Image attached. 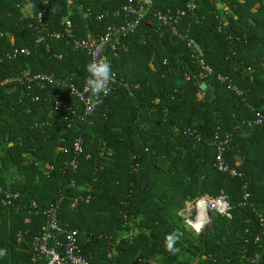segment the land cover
Returning a JSON list of instances; mask_svg holds the SVG:
<instances>
[{
    "label": "trees",
    "instance_id": "trees-1",
    "mask_svg": "<svg viewBox=\"0 0 264 264\" xmlns=\"http://www.w3.org/2000/svg\"><path fill=\"white\" fill-rule=\"evenodd\" d=\"M124 2L74 0L70 8L67 0H0V186L21 195L10 206L0 196V264H42L32 260L30 242L60 196V229L76 232L92 264H250L255 251L264 264V122L250 123L264 112V0H199L203 17L188 13L177 24L212 75L186 39L143 18L109 53L123 84L100 97L87 121L74 98L72 109L51 112L62 88L2 84L45 72L82 88L88 56L73 41L120 23ZM185 3L155 0V8ZM23 46L29 53H14ZM216 134L230 137L222 159L236 175L214 165ZM222 193L232 218L212 214L200 233L184 223L185 204ZM173 233L174 252L166 247Z\"/></svg>",
    "mask_w": 264,
    "mask_h": 264
},
{
    "label": "built area",
    "instance_id": "built-area-1",
    "mask_svg": "<svg viewBox=\"0 0 264 264\" xmlns=\"http://www.w3.org/2000/svg\"><path fill=\"white\" fill-rule=\"evenodd\" d=\"M69 7L74 3V0H67ZM47 4V0H45ZM199 0H186L185 6L176 9L175 11H165L161 12L155 8V0H125L122 5V21L115 24L113 19L111 23L105 25V30L103 33H90L85 37L80 39H74L73 48L75 50H80L88 56V64L90 63H109V53H115L117 50V45L119 42V37L125 34L129 30H133L139 25L148 15H151L153 19H157L164 25L170 26L172 32L176 34L180 39H186L188 46L192 47L193 57L198 62V66L205 72V75H212L215 71L212 67L206 63L202 58L199 57V53L193 47V41L187 38V35L179 30L177 24L188 14L202 18L203 14L198 15ZM82 7L81 4H79ZM71 8V7H70ZM43 13H39L38 19L41 20ZM118 14V13H116ZM101 15L98 19H101ZM65 29L64 32L71 36L72 22L69 18H64ZM145 23L149 27H153V22L147 20ZM190 26V23H188ZM46 30L38 29L39 42L43 38V34ZM48 33V32H47ZM52 37L60 38L63 36L61 32H54L51 34ZM29 48L23 46L21 48L15 49L14 53H29ZM112 80L110 82V92L115 84H123L122 79H119L115 71H111ZM219 80H224V77L218 75ZM7 82H19L22 85H26L27 88L38 87L39 89H45L47 87L51 88H62L66 90V93L62 95V98H57L53 104L51 112H61L68 108L72 109L75 105L69 103L70 98H74L82 106V120L87 121L89 116L94 112L95 107L100 103V98L97 99L92 96L90 89L87 87L86 83L82 88H78L71 81L67 79H61L59 77L53 76L45 72L37 73H24L23 76L12 77L2 82L5 84ZM126 85V84H124ZM229 88L235 90L238 94L241 92L232 84H229ZM109 92V93H110ZM58 96V95H57ZM102 97V96H101ZM74 113L75 110L73 109ZM264 122V112L257 111L254 118L250 121L252 124H261ZM229 135H224L223 137L216 134L212 139V144L217 149V156L215 161V166L219 171L229 172L231 175H236L234 169L229 168L222 159V153L225 146L229 143ZM82 140L79 137L74 142V150L79 153L82 149ZM1 153V151H0ZM72 166L75 168L76 161L72 162ZM0 196L1 203L10 206L14 205L21 199V195L18 191H13L9 188H4L0 186ZM78 198L74 199L73 205L77 202ZM63 196H60L57 202L47 209L48 221L42 226L41 231L38 235L34 236L30 242L31 257L33 261L42 260V264H92L82 253L77 242L75 231H65L60 229V223L58 220L57 209ZM201 200L205 201L206 204V216L204 219H198L199 216V203ZM195 214L192 216L184 217L186 225L193 228V225L199 221L210 220L212 214H220L227 218H232L230 212V199L227 194H220L216 197L202 196L198 197L195 201ZM263 218H261V221ZM250 264H261L259 259V254L255 251L250 257ZM106 264H116L115 262H107Z\"/></svg>",
    "mask_w": 264,
    "mask_h": 264
},
{
    "label": "clouds",
    "instance_id": "clouds-1",
    "mask_svg": "<svg viewBox=\"0 0 264 264\" xmlns=\"http://www.w3.org/2000/svg\"><path fill=\"white\" fill-rule=\"evenodd\" d=\"M31 7V5H29ZM88 78L85 83L90 89L92 96L99 99L101 96H107L110 92V82L112 80L111 66L109 63H90L87 65ZM178 237L175 233L166 237V247L169 251H176L173 245ZM5 255L4 250L0 249V256Z\"/></svg>",
    "mask_w": 264,
    "mask_h": 264
},
{
    "label": "rangeland",
    "instance_id": "rangeland-1",
    "mask_svg": "<svg viewBox=\"0 0 264 264\" xmlns=\"http://www.w3.org/2000/svg\"><path fill=\"white\" fill-rule=\"evenodd\" d=\"M195 202L194 203H188V204H185L183 209L180 210V215L184 218H186L187 216H190L192 215L193 211L195 210ZM186 220V219H185ZM184 220V223L186 224ZM150 264H153V263H150Z\"/></svg>",
    "mask_w": 264,
    "mask_h": 264
},
{
    "label": "bare ground",
    "instance_id": "bare-ground-1",
    "mask_svg": "<svg viewBox=\"0 0 264 264\" xmlns=\"http://www.w3.org/2000/svg\"><path fill=\"white\" fill-rule=\"evenodd\" d=\"M206 216V204L204 200H201L199 203V216L198 219H204Z\"/></svg>",
    "mask_w": 264,
    "mask_h": 264
},
{
    "label": "water",
    "instance_id": "water-1",
    "mask_svg": "<svg viewBox=\"0 0 264 264\" xmlns=\"http://www.w3.org/2000/svg\"><path fill=\"white\" fill-rule=\"evenodd\" d=\"M208 222H209V219H207L205 221H199L193 225V229L196 232L200 233L202 231V229L205 227V225L208 224Z\"/></svg>",
    "mask_w": 264,
    "mask_h": 264
}]
</instances>
